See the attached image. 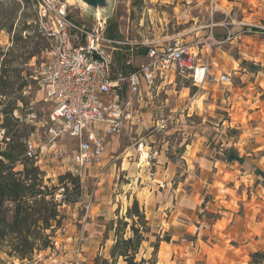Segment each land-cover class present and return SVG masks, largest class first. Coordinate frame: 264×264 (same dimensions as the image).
Returning <instances> with one entry per match:
<instances>
[{
    "label": "rangeland",
    "instance_id": "obj_1",
    "mask_svg": "<svg viewBox=\"0 0 264 264\" xmlns=\"http://www.w3.org/2000/svg\"><path fill=\"white\" fill-rule=\"evenodd\" d=\"M105 1L95 16L89 2L66 0L73 21L90 28L100 17L101 23L105 21L104 36L122 42L113 45L114 69L128 59L133 67L139 66L145 60L141 51L146 44L179 41L200 49L209 43V54L219 50V68L231 73V84L237 89L253 79L249 74L243 76L248 68L254 70L250 60L264 57V0ZM0 27V70L4 67L7 76L0 88L4 93L0 111L15 95L20 96L17 105L25 113L24 125L11 123L9 130L28 133L27 140L37 143L43 139L51 105L42 100L31 75V66L43 59L41 49L46 46L33 33L31 1L0 0ZM250 34L255 35L244 40ZM30 50L35 54L30 55ZM15 68L20 69L18 77ZM214 91L212 95L177 77L172 84L156 88L150 97L143 93L139 103L135 102L141 105L140 115L146 122L142 130L121 134L100 165L76 171L71 161L72 140L58 145L63 148L61 154L55 149L39 150L34 160L44 172L45 183L57 186L55 199H63L58 178L66 172L79 176L82 195L60 205L62 226L55 232L52 247L29 260L3 253V264H69L76 253L75 236L78 248L83 249L79 264H89L91 259L94 264L98 255L109 258L114 230L107 228L124 218L134 200L149 227L137 260L250 264L253 252L264 253V103L260 101L264 95L257 91L249 100L245 94L236 97L229 96L231 91ZM7 122L0 114V140L5 130L2 124ZM140 137L144 145L157 150L149 163L137 164L135 148ZM230 147L242 161L225 159ZM111 155L114 162H110ZM21 168L20 164L14 167ZM66 184L71 189L72 184ZM134 220L141 223L137 217ZM126 230L125 236L130 233ZM156 236L162 240L153 257L151 243ZM260 260L255 264H264ZM116 264L125 262L119 258Z\"/></svg>",
    "mask_w": 264,
    "mask_h": 264
},
{
    "label": "built area",
    "instance_id": "obj_2",
    "mask_svg": "<svg viewBox=\"0 0 264 264\" xmlns=\"http://www.w3.org/2000/svg\"><path fill=\"white\" fill-rule=\"evenodd\" d=\"M30 1L34 31L46 42L43 59L31 66V75L51 110L43 139L27 142L28 157L36 158L41 149L61 154L63 148L58 145L72 140L71 161L76 171L100 165L112 137L137 131L142 118L135 102L139 103L143 93L150 97L156 88L177 77L186 78L197 89L231 83L230 74L210 73L206 60L201 61L195 52V44L179 41L146 44L141 51L145 60L122 73L113 68L112 61L113 45L122 42L104 36V19L101 23L97 17V24L87 28L70 18L66 0ZM135 151L138 164L149 163L158 154L156 148L144 145L142 137ZM109 159L115 161L114 156ZM84 206L88 209L89 202ZM69 264H79V260Z\"/></svg>",
    "mask_w": 264,
    "mask_h": 264
},
{
    "label": "trees",
    "instance_id": "obj_3",
    "mask_svg": "<svg viewBox=\"0 0 264 264\" xmlns=\"http://www.w3.org/2000/svg\"><path fill=\"white\" fill-rule=\"evenodd\" d=\"M2 28L0 27V30ZM33 33L36 37H40L45 41L35 31ZM106 36L113 38L110 37L112 35ZM28 52L30 55H34L36 51L30 50ZM127 67H130V69H127ZM133 68L135 69L130 63L124 62L119 70L122 73H127ZM253 68L259 69L256 66H253ZM19 70L14 69L17 77L19 76ZM4 76L7 78L3 67L0 70L1 89ZM17 90H20V88L18 87ZM2 94L4 93L0 91V95ZM20 98V96L15 95L13 100L0 111V114L4 115V120L9 121V123L2 124L5 130L0 140V255L6 253L10 257L29 260L36 252L52 247L55 232L62 226L63 216L59 209L60 205L77 201L81 197L82 191L79 176L66 172L58 178L63 188L61 193L63 199H55L57 186H48L44 181V172L36 164V160L26 155L28 133L10 132L8 126L11 123L24 125L21 118L25 113H22L21 108L17 105ZM16 112L17 115H15ZM228 152L230 153L226 155L227 160L233 158H237L239 161L242 160L232 148L228 149ZM232 152L233 155L231 156ZM16 164L22 165V168L15 170ZM66 181L72 184L71 189H69ZM126 217L130 218L132 222L129 223L125 219ZM135 217L141 223H136ZM111 224V227L107 229L114 230V242L109 250V258L98 255L94 258V264H116L119 258H122L125 264H144L147 262L154 264L143 257L139 260L136 258L141 243L147 240L146 233L149 231L144 214L140 212L136 200L127 209L124 218L117 220L116 226L113 223ZM127 227L130 233L125 236ZM164 239L168 240V237ZM161 240L156 236L155 241L151 243L153 257L156 256ZM251 257L250 264H255L258 257L261 258L259 262H262L264 253L255 251L251 254ZM0 264H3L1 257Z\"/></svg>",
    "mask_w": 264,
    "mask_h": 264
},
{
    "label": "crops",
    "instance_id": "obj_4",
    "mask_svg": "<svg viewBox=\"0 0 264 264\" xmlns=\"http://www.w3.org/2000/svg\"><path fill=\"white\" fill-rule=\"evenodd\" d=\"M247 1H249V0H247ZM253 35H255V34H250V35H245L244 36V40L245 39H247V38H249V37H253ZM210 44L209 43H206V44H204V45H202L201 46V48L199 49V47L196 45L195 46V52H197V53H199V56L201 57V61H205L206 60V62L208 63V65H209V71H210V73H212L213 75H216V76H218V75H220V74H222V73H227V74H230L231 75V73L230 72H227V71H223V70H221L220 68H219V64H218V57H219V53H218V51L219 50H215V54L212 56V55H210L209 53V51H210V46H209ZM243 46H245V44L243 45ZM262 46V44H260V47ZM246 60H248V59H246ZM131 60L130 59H128L127 61H125V63H130L131 64V62H130ZM234 62H236L237 63V61L236 60H234ZM250 62L252 63V64H254V66L256 65V66H261V65H263L264 64V57L262 58V59H254V58H252L251 60H250ZM237 65H238V63H237ZM239 66V68L241 69V70H243V71H247L246 70V68L245 67H243L242 68V66L241 65H238ZM136 68V67H135ZM134 69V68H133ZM132 69V70H133ZM240 69H238V71L240 70ZM118 70H119V68H118ZM232 70H233V73L235 74L236 73V71H237V69L236 68H232ZM247 74H249L250 76H253V79L252 80H250V79H247L246 80V84L244 85V86H242V87H238L237 89H236V87H233V85L230 83V84H228V83H224V84H212V85H203V86H201V87H199L198 89H202L203 91H210V92H212V95H214L215 94V89L216 88H218L220 91H221V94H223V93H225V92H230L231 91V94L229 95V96H233L234 94L236 95V97H241V95L242 94H245V95H248V97H249V100H251V98L254 96V93L255 92H257L258 91V94L260 95V94H262V95H264V67H259V69H254V70H251V68H248V71L246 72V73H243V76H245V77H247ZM189 81V80H188ZM174 82V81H173ZM172 82V83H173ZM171 83V84H172ZM189 83H190V81H189ZM169 85V84H168ZM255 85V86H254ZM193 86V85H192ZM195 87V86H194ZM185 88H187V89H189V86H186ZM248 88H250V89H248ZM257 88V89H256ZM254 89H256V90H254ZM236 97H234V100H236ZM239 99H242L243 101H244V98L242 97V98H239ZM261 102H263L264 103V96H263V98L260 100ZM236 102V101H235ZM140 108H141V105H140ZM141 116V115H140ZM142 118V117H141ZM146 122H145V120L142 118V122H141V124L142 125H139L138 127H137V131L139 130L138 128L140 127V130H142V128H143V125L145 124ZM135 128V127H134ZM133 129H131V130H126L125 132H123V133H129L130 131H132ZM135 130V129H134ZM122 133V134H123ZM118 144V137H112L111 139H110V141H109V144L107 145V153L106 154H108V152H110L109 151V148H110V146H116ZM66 145V144H65ZM231 148V147H230ZM229 148V149H230ZM234 151H236L234 148H232ZM226 154H225V159L227 160V158H226V155L228 154V153H230V152H228V149L226 150V152H225ZM236 153H237V155L239 156V157H241L240 155H239V153L236 151ZM111 156H113V155H111ZM242 158V160H243V157H241ZM236 158H233V159H231V160H227V161H239V160H235ZM241 160V161H242ZM240 162V161H239ZM138 164V163H137ZM91 167H93V166H91ZM90 168V167H89ZM74 244H75V248H76V253H74L73 255H74V260H75V258L77 259H80V257H81V252L83 251V249H79L78 248V246H77V243H76V239H77V236H75L74 237ZM79 239H81V237L79 238ZM80 256V257H79ZM89 264H93V261H92V259L89 261Z\"/></svg>",
    "mask_w": 264,
    "mask_h": 264
},
{
    "label": "water",
    "instance_id": "obj_5",
    "mask_svg": "<svg viewBox=\"0 0 264 264\" xmlns=\"http://www.w3.org/2000/svg\"><path fill=\"white\" fill-rule=\"evenodd\" d=\"M84 3L89 2L90 3V10L93 11L95 16L100 15V9H103L106 5L105 0H83Z\"/></svg>",
    "mask_w": 264,
    "mask_h": 264
}]
</instances>
